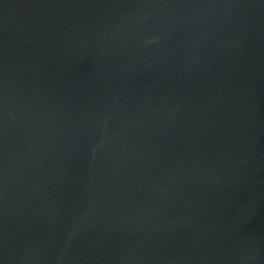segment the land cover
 <instances>
[{
  "label": "water",
  "instance_id": "1",
  "mask_svg": "<svg viewBox=\"0 0 264 264\" xmlns=\"http://www.w3.org/2000/svg\"><path fill=\"white\" fill-rule=\"evenodd\" d=\"M0 264H264V0H0Z\"/></svg>",
  "mask_w": 264,
  "mask_h": 264
}]
</instances>
